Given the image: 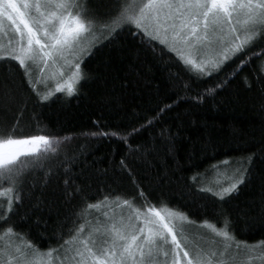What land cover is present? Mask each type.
<instances>
[{"label":"trees","instance_id":"obj_1","mask_svg":"<svg viewBox=\"0 0 264 264\" xmlns=\"http://www.w3.org/2000/svg\"><path fill=\"white\" fill-rule=\"evenodd\" d=\"M110 3L91 0L89 6L106 11ZM158 44L133 37L127 28L114 38L105 33L82 57L74 91L55 92L45 101L17 61L0 60V125L17 136L47 135L57 149L28 157L43 159L44 166L14 188L13 198L20 193L22 202L17 200L10 219L0 224V236L12 225V235L31 241L34 249L60 247L88 223L87 204L114 205L115 197L133 196L142 186L156 207L218 227L227 220L237 240H264V73L257 75L264 40L232 55L210 77L189 71L175 52ZM168 105L151 127L125 143L124 133ZM161 127L171 128L167 141L158 135ZM227 159L241 161L244 179L220 198L202 186L201 177ZM9 187L0 183L4 209L3 190Z\"/></svg>","mask_w":264,"mask_h":264},{"label":"snow or ice","instance_id":"obj_2","mask_svg":"<svg viewBox=\"0 0 264 264\" xmlns=\"http://www.w3.org/2000/svg\"><path fill=\"white\" fill-rule=\"evenodd\" d=\"M90 2L0 0V27L7 21L14 29L7 44H0V57H11L19 63L40 101L47 100L53 91H63L65 84L69 95L74 91L73 82L82 75L79 61L105 33L107 38H114L127 28L133 37L159 41L155 46L176 52L189 71L209 77L213 71L220 70L232 55L240 53L258 39L264 40V0H111L106 11L89 7ZM214 44L221 46L216 56L202 53L201 48H211ZM257 55H264V49ZM29 62L41 66V73L44 66L59 64L51 76V79L58 80L54 90L49 88L43 94L38 91ZM248 62V59L242 60L241 65ZM261 73H264V62L257 68V75ZM40 79V76L36 77V81ZM47 79L44 78L45 81ZM245 82H248L247 78ZM206 91L212 92L213 88ZM196 98L201 97L198 95ZM171 107L160 108L143 125L124 133L122 138L125 143H128L131 135L151 127ZM111 135L120 134L114 132ZM158 135L167 141L172 136L171 128L161 127ZM41 148L45 153L57 151L52 138L47 135L17 136L0 125V183L7 181L12 185L3 190L8 203L6 209L0 205V210L4 212L0 216V224L10 219L15 202H22L20 193L13 198L14 188L23 186L29 171L43 168V159H28L38 156ZM125 166L126 158H122L121 167ZM237 172L238 178L214 195L223 198L232 193L244 179V173ZM207 191L213 190L209 188ZM149 197L150 194L142 186L133 196L115 197L112 203L120 209L119 215L110 217L111 223L105 222L106 226L95 222L87 234L84 232L87 221L76 228L60 246L64 252L62 264H229L230 260H234V257H228L234 238L227 231V220L223 228H217L207 220L203 222L215 234L213 240L223 238L221 248L205 250L198 245L190 248L191 242L183 234L184 222L188 217L163 205L156 207ZM103 200L107 202L109 197L105 196ZM137 201L142 203L137 205ZM102 206V202L97 201L87 204L86 209ZM123 206H126V210ZM83 215L89 213L84 211ZM3 232L13 233L14 226L9 225ZM27 243L34 248L31 241ZM236 247L239 249L238 244ZM259 248L264 264V241L260 242ZM53 251L48 250L49 253ZM216 256L219 259L214 260ZM0 264H30V261L27 251L15 246L11 251L0 248Z\"/></svg>","mask_w":264,"mask_h":264},{"label":"rangeland","instance_id":"obj_3","mask_svg":"<svg viewBox=\"0 0 264 264\" xmlns=\"http://www.w3.org/2000/svg\"><path fill=\"white\" fill-rule=\"evenodd\" d=\"M13 34L14 29L11 27L10 22L5 21L4 26L0 27V44H7L8 40L13 36ZM177 47L180 48L181 45H177ZM184 50L186 51V49ZM220 50L221 46L219 44H214L211 48H201L202 53L206 56H216ZM3 58L5 57H0V60ZM79 62L81 63V60ZM197 62H199V59ZM29 63L32 68L33 81L37 83L39 92L43 94L49 88L54 90L58 80L51 79V76L54 72H56V68L59 67V64L56 66H53L52 64L44 66V72L41 73V66L31 64V62ZM59 63H62V61ZM58 75L59 74L57 73V76ZM37 76L41 77L40 81H36ZM45 77H48L47 81L44 80ZM77 81L78 80L73 82V87H75ZM55 92L68 93L67 85H64L63 91H53V93ZM40 151H43V148H41ZM242 169L243 167L240 160H223L217 164H214L210 171L204 177H201L202 186H204L205 189L211 188L215 193L220 188L226 187L235 178H238L237 170H239V172H243ZM123 207L126 210V206ZM119 212L120 209H117L115 205L109 203L103 204V206L98 209H91L87 226L84 229L85 234L88 233L91 226H93L97 221L101 222L102 225H105V222L110 224V217L118 216ZM216 227L223 228L218 226ZM183 234L187 236L188 240L191 242L189 244L190 248L198 245L205 250L209 248L219 249L224 244L223 238L221 237H216L215 240H213V236L215 234L211 233V231L203 224V222L192 221L189 218L184 222ZM231 236L234 238L232 234ZM260 242L262 241L248 243L234 238L232 247L228 251V257H234V260H230L229 264H262L260 259ZM237 244L239 245V249L236 247ZM15 246H19L22 250L27 251L30 264H62L64 252L63 248L61 247L51 248L54 251L49 253V249L37 250L33 247H29L28 243L24 239L12 235V233H3L0 236V248L5 249L6 251H11ZM249 256L252 257L251 260L248 259ZM160 259L162 260L163 257H160ZM213 259H219V256L213 257Z\"/></svg>","mask_w":264,"mask_h":264}]
</instances>
